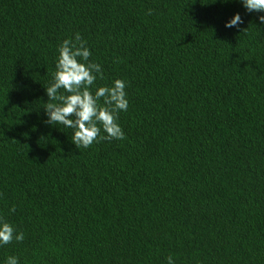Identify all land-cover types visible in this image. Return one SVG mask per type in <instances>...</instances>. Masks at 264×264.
Masks as SVG:
<instances>
[{
  "label": "trees",
  "instance_id": "1",
  "mask_svg": "<svg viewBox=\"0 0 264 264\" xmlns=\"http://www.w3.org/2000/svg\"><path fill=\"white\" fill-rule=\"evenodd\" d=\"M261 14L240 0H0V218L24 235L0 264H264ZM76 33L96 87L126 82L122 140L76 147L46 123L56 49Z\"/></svg>",
  "mask_w": 264,
  "mask_h": 264
},
{
  "label": "clouds",
  "instance_id": "2",
  "mask_svg": "<svg viewBox=\"0 0 264 264\" xmlns=\"http://www.w3.org/2000/svg\"><path fill=\"white\" fill-rule=\"evenodd\" d=\"M240 4L247 12L262 13L257 21L264 25V0H240ZM241 23L243 21L237 13L223 27L238 29ZM56 52L55 71L51 74V82L44 88L48 101H55L46 103V123L72 129L71 140L76 147L88 148L101 140L124 139L117 114L128 110L126 82L115 79L110 86H95L96 80L104 79L101 65L89 59L91 52L79 33L71 39H64ZM14 211L15 208L9 209V212ZM23 239L22 232L0 218V247ZM4 264H19V261L15 256H9ZM166 264H174L171 256L166 258Z\"/></svg>",
  "mask_w": 264,
  "mask_h": 264
}]
</instances>
